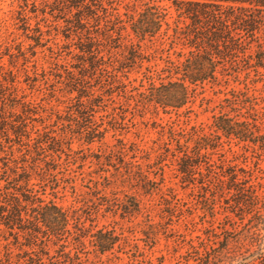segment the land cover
Wrapping results in <instances>:
<instances>
[{
    "label": "trees",
    "instance_id": "trees-1",
    "mask_svg": "<svg viewBox=\"0 0 264 264\" xmlns=\"http://www.w3.org/2000/svg\"><path fill=\"white\" fill-rule=\"evenodd\" d=\"M114 2L115 0H42L41 8L34 3L30 10V13L36 16L41 13L45 22L48 21L45 17L47 13L54 18L63 19L67 23L68 35L75 32L82 37L87 36L86 40L77 46L79 53L72 56L75 62L71 63V67L74 70H65L68 87L66 91L70 94L74 92L79 94L73 99L79 102L80 109L77 111L80 114L92 111L96 100L104 97L106 93L112 96L114 89L119 91L117 96L124 97L126 102L135 101L133 107L135 111L131 112L133 118L136 115L144 119L148 115L151 118H158L161 113L177 114L197 96L198 87L204 88L207 84L215 85L220 82L217 75L219 67L226 82L229 79L227 77L233 75L227 73L229 70L236 74V79H239L240 73L250 67H255L256 73H259V68H264V42L257 36V32L264 26V0H173L177 17L172 23L169 21L171 19L169 11L155 3L144 4L140 12L126 5V12L121 14L115 8ZM23 12L25 13L26 10ZM25 22H28V19H25ZM90 24L99 27L96 36L92 37ZM245 36L246 38L243 39ZM82 37L79 38L83 40ZM66 38L69 39L70 36ZM249 39L251 40L248 41ZM37 42L40 43V38ZM252 42H256L258 50L254 54H249L248 49ZM167 45L170 49L182 45L189 50L187 53L175 52L177 60H172L170 57L166 60L161 73L167 75L168 82L162 81L157 85L155 79L147 78L149 85L145 91L132 94L137 88L132 87V90H128L131 83L127 84L124 81V78L127 79V70L143 59L145 48L164 51ZM247 46L249 48H245ZM240 54L242 59L246 57L247 60H244L246 65L253 66L244 69H241V66L239 70H234L241 65ZM102 74L105 77L101 76ZM97 78L100 81L99 85L105 81L106 87L100 86L103 89L102 94L95 96L88 91L87 84L82 83L89 79L97 81ZM162 79L164 80L160 78ZM107 88L109 90H106ZM249 89L247 83L244 89L232 88L225 93L226 98L219 104L220 114L215 116L211 128L213 134L209 135L203 129L199 130L195 127L187 131L175 123L163 125L155 121L154 125L160 127V131L154 147L150 150H141L136 143H133L132 148H128L127 144L120 141L121 147L118 153L121 155L122 163L126 165L128 181L131 184L135 180L138 181L135 186L140 185L147 194H152L158 183L143 172L141 164H136L137 161L125 162L129 149L135 155L137 152H144L148 158L154 154L157 165H162L172 158L171 162L177 165L175 170L183 179L196 175L203 164H206L207 168L215 166L212 159L214 154L219 152L223 157L220 176L228 179V181L223 180L222 177L218 179L224 185L221 193L225 194V185H228L226 188L228 193L235 191L232 196H236V207L241 209L242 206L250 207L255 212L253 228L256 233H252L251 236L254 237L251 240L249 238L251 229H244L246 232L240 237L241 244L262 248L264 214H262L261 202L264 197H260L257 192L250 193V190L239 186L243 184L242 182L249 184L256 181V184L249 186L251 188L263 187V184L257 181L260 176H246L244 169L234 164L235 161H241L242 164L247 165L249 159L247 152L252 150L254 167L257 172L263 171L259 164L264 158V134L261 128L251 127L246 121H241L242 118H246V114L257 112L255 95H250ZM0 95L1 98L5 97L2 93ZM83 97L87 98L86 102ZM137 97L141 100H137ZM112 118L118 121L117 115H113ZM120 119L124 121L125 116H120ZM25 131L22 129L20 132L17 130L15 132L18 144L24 147L18 149L20 154L18 158L13 155L12 158H8V151L0 140V155L5 156H0V164L2 163L0 165V247L3 239L7 242L3 246L4 254L0 256V264H83L85 260L89 262L94 259L103 260L105 264H118L114 262L115 248L124 250L128 245L114 228L104 227L95 230L93 224L87 227L88 218L83 215L84 206L66 209L58 205L54 199L47 201L43 198V195H47L45 184L51 177H57L54 172L64 164L51 154L57 153L51 146H61V140L47 132H42L35 138L27 134V141L24 144L22 133H26ZM233 146L238 147L240 151L234 150ZM49 151L51 158L48 161L46 153ZM112 153L116 152L112 151ZM227 153L233 156L232 160L227 158ZM58 158L62 159L60 156ZM64 162L69 167L73 164L70 159ZM165 165L167 164L160 166L164 181ZM239 172L244 174L242 178ZM213 173L216 172L210 170L209 177ZM34 174L39 179L40 188H45L39 191L38 195L35 193L38 192L35 191V184L31 182ZM109 178L100 176L102 179L100 185L90 189L92 196L104 195L105 197L100 199H104L102 202L109 205L110 211L111 208H119L123 217L142 214L148 227L154 225L149 219L150 211L142 212L141 200L135 195H126L124 200L118 198L112 200L106 195L105 192L112 188L113 181ZM60 183L67 187L69 184L64 178L54 180L51 185L52 196L57 197L59 194L62 186ZM74 196L78 200L77 194ZM172 196L171 200H166L171 219L181 211L180 200L175 198V194ZM89 203L94 202L90 199ZM98 206L99 204L97 209ZM143 233L149 238L148 232L144 230ZM10 236L15 239L14 245L18 253H15L11 243L8 242ZM21 238L24 242L20 241ZM87 242L92 250H87ZM217 249L220 251L214 254ZM52 250L55 254L51 253ZM84 250L87 251L82 252ZM188 251L191 255L189 261L193 260L194 264H230L228 246L221 247V242L213 243L209 237L197 244L192 243ZM104 256L106 259H103Z\"/></svg>",
    "mask_w": 264,
    "mask_h": 264
},
{
    "label": "rangeland",
    "instance_id": "rangeland-1",
    "mask_svg": "<svg viewBox=\"0 0 264 264\" xmlns=\"http://www.w3.org/2000/svg\"><path fill=\"white\" fill-rule=\"evenodd\" d=\"M148 2L167 9L171 16L170 23L176 19L173 0H115L114 3L115 8L123 14L126 12V5L140 12ZM34 3L39 8L42 7V0H0V94L5 96L1 98L0 95V140L8 151V158H12V155L18 158L20 156L18 149L24 148L18 144L16 130L19 132L22 129L26 130V133H22L24 144L27 141V134L35 138L42 132H47L61 140V146H51L59 155L51 154L64 164L54 172L57 177H51L45 184L47 195H43V198L47 201L54 199L58 205L66 209L84 206L85 211L82 213L88 218L87 227L93 224L95 230L104 227L114 228L128 245L124 250L115 248L114 262L118 264H194L193 260L189 261L190 245L208 237L213 243L221 242V247L228 246L230 264H264V246L262 248L242 246L240 240L246 228L251 229H248L251 232L249 238L252 240L254 237L251 235L255 232L253 228L255 212L250 207L242 206V209L236 207V196H232L235 191L228 193L226 189L228 185H225V194L221 193L224 185L218 179L222 177L220 176L222 154L219 152L214 154L212 160L215 166L207 168V165L203 164L196 175L187 179H183L175 170L177 165L171 162V158L162 164H167L164 166V181L160 171L162 165L156 164L154 154L148 158L144 152H137L135 155L129 149L125 162L137 161L136 164H141L143 172L158 183L152 194H147L140 185L135 186L138 181L135 180L133 185L128 181L126 165L122 163L121 155L118 153L121 147L120 141L127 144L128 148L133 143H136L141 150H150L154 147L160 131V127L154 125L155 121L163 125L175 123L187 131L195 127L199 130L203 129L209 135L213 134L211 128L215 116L220 114L219 104L226 98L225 93L232 88L244 89L247 83L250 88L249 94L255 95L257 112L246 114L247 119L244 117L241 121H246L251 127L261 128L264 134V68H259V73H256L255 67H250L240 73L239 79H236V74L229 70L227 73L233 75L228 76L226 82L219 67L217 75L220 82L215 85L207 84L204 88L198 87L197 96L177 114L161 113L158 118H151L148 115L144 119L136 115L133 118L131 112L135 111L133 109L135 101L126 102L124 97H118L119 91L116 89L112 96L106 93L104 97H99L92 111L80 114L77 111L80 109L79 102L73 99L79 94L77 92L70 94L66 91L68 87L65 70H74L71 67V63L75 62L72 56L79 53L77 46L85 41L87 36L82 37L75 32L68 35L67 23L63 19L54 18L47 13L45 17L48 21L45 22L41 13L37 16L30 13ZM23 10L26 12L24 13ZM25 19H28V22H25ZM93 25L96 24L89 25L93 33L92 37L96 36L99 30V27ZM66 36L70 38L67 39ZM257 36L264 42V26L257 32ZM39 38L40 43L37 42ZM245 38L246 36L243 39ZM184 43L186 44L187 41ZM249 46L250 48L245 47L249 48V54L256 53L258 50L256 42H252ZM188 50L182 45H177L175 49H170L167 45L164 51L145 48L143 59L127 70V79L124 78V81L127 84L131 83L128 90H132V87L137 88V91L132 93L134 95L145 91L149 85L147 78L151 77L155 79L157 85L162 81L168 82L167 75L161 73L166 60L168 57L177 60L175 52L187 53ZM239 56L241 65L234 70H239L241 66V69L253 66L246 65L244 60L247 59L246 57L242 59V54ZM101 76L105 77L104 74ZM99 83L97 78V81L89 79L82 84H87L88 91L96 96L102 94L103 89L100 86L106 87L105 81L101 85ZM136 99L141 100L138 97ZM83 100L86 102L87 98L83 97ZM124 111L127 113H122ZM111 115H117L118 121L113 120ZM120 116H125V120L122 121ZM233 149L240 151L236 146H233ZM12 151L14 153H11ZM112 151L116 153L113 154ZM51 154L50 151L46 153L48 161ZM252 154V150L247 152L249 156L247 165L242 164L241 161H235L234 164L240 165V168L247 173L246 176H260L257 181L262 183L263 187H249L256 184L254 181L249 184L242 182L239 188L250 190V193L257 192L260 197H264V158L259 164L263 171L257 172L252 163ZM0 156L5 157L4 154ZM226 156L229 160L233 159L230 153ZM67 159L73 162L71 167L64 162ZM210 170L216 173L210 174L209 177ZM239 175L240 178L244 176L241 172ZM100 176L110 177V181H113L112 188L105 192L110 199L124 200L126 195H135L141 200L142 212L150 211L149 219L154 225L148 227L142 214L123 217L119 208L114 207L110 211L109 205L102 202L104 199H100L104 198V195L92 196L90 189L100 185L102 181ZM57 178H64L69 184L67 187L60 183L62 186L59 194L54 197L51 195L53 192L51 185ZM225 179L228 181L227 178H223ZM31 182L35 184L37 195L40 194L39 191L45 189L40 188L37 175H32ZM74 194H77L78 200L75 199ZM172 194L180 200L181 211L171 219L166 200H171ZM90 199L94 203H89ZM261 207L264 214V200L261 202ZM144 230L148 232L149 238L144 235ZM20 241L24 242L22 238ZM8 242L11 243L15 253H18L14 245V237L10 236ZM6 243L4 239L1 241L0 256L4 254L3 246ZM87 250H92L88 242ZM218 251L220 250L217 249L214 254ZM51 253L55 254V251L52 250ZM103 259H106V256ZM83 262V264H105L100 259Z\"/></svg>",
    "mask_w": 264,
    "mask_h": 264
}]
</instances>
